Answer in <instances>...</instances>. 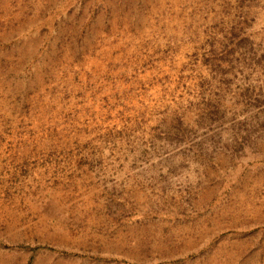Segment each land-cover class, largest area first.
Segmentation results:
<instances>
[{
    "label": "rangeland",
    "instance_id": "rangeland-1",
    "mask_svg": "<svg viewBox=\"0 0 264 264\" xmlns=\"http://www.w3.org/2000/svg\"><path fill=\"white\" fill-rule=\"evenodd\" d=\"M263 37L264 0H0V264H264Z\"/></svg>",
    "mask_w": 264,
    "mask_h": 264
},
{
    "label": "bare ground",
    "instance_id": "bare-ground-1",
    "mask_svg": "<svg viewBox=\"0 0 264 264\" xmlns=\"http://www.w3.org/2000/svg\"><path fill=\"white\" fill-rule=\"evenodd\" d=\"M255 211L257 212L256 209H255ZM247 252H248V249L246 247L236 248L235 251L232 252L229 257H230V260H232V259H238V260H236V261H227V263H219V262H217L218 261L217 259H218L219 254H222V252H220L218 255L214 254L215 256H213L210 259L211 260L210 264H259L260 263L259 258H257L256 261L243 259L244 258L243 256ZM239 261H243L245 263H239Z\"/></svg>",
    "mask_w": 264,
    "mask_h": 264
},
{
    "label": "crops",
    "instance_id": "crops-1",
    "mask_svg": "<svg viewBox=\"0 0 264 264\" xmlns=\"http://www.w3.org/2000/svg\"><path fill=\"white\" fill-rule=\"evenodd\" d=\"M264 38V37H263ZM264 40V39H263Z\"/></svg>",
    "mask_w": 264,
    "mask_h": 264
}]
</instances>
